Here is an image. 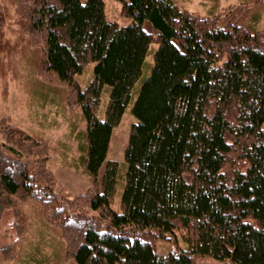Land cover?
<instances>
[{
	"label": "trees",
	"instance_id": "1",
	"mask_svg": "<svg viewBox=\"0 0 264 264\" xmlns=\"http://www.w3.org/2000/svg\"><path fill=\"white\" fill-rule=\"evenodd\" d=\"M118 1L124 25L106 18L104 0H0L2 43L14 8L25 37L43 45L37 72L65 87L68 107L80 109L81 161L91 179L65 195L48 167V141L3 128L0 218L12 212L19 238V206L35 201L71 264H199L202 257L212 260L201 264H264V27L247 24L254 9L246 2L211 16L176 0ZM152 43V65L137 85ZM134 92L120 174L119 161L106 156ZM157 240L173 247L162 251ZM13 249L1 247L0 257Z\"/></svg>",
	"mask_w": 264,
	"mask_h": 264
},
{
	"label": "rangeland",
	"instance_id": "2",
	"mask_svg": "<svg viewBox=\"0 0 264 264\" xmlns=\"http://www.w3.org/2000/svg\"><path fill=\"white\" fill-rule=\"evenodd\" d=\"M176 1L182 8L199 15L211 16L228 6L246 2L254 9L246 19L247 24L253 28L264 27V0H260L257 6H254L253 0ZM104 12L107 19L114 20L120 25L129 21L121 14V4L118 0H104ZM17 21L18 17H15L12 8L1 27V36L7 39L8 44L2 43L0 38V49L2 48L0 53H4L0 55V144L2 129L8 127H11L15 135L31 134L46 139L49 145L47 161L53 182L65 195H73L83 191L91 181L84 172L81 161L84 154L82 147L85 121L80 109L70 108L66 104L67 89L45 79L37 72L43 45L32 41L31 37H25L23 26ZM144 27L154 31L147 22H144ZM156 46L155 43L149 45L137 85L149 72L152 65L151 54ZM93 66L94 63L88 64L79 76L82 84L91 78ZM107 96V90H102L98 111L100 116L103 114ZM134 97L135 92L119 124L111 132L106 156L107 159L119 161L120 174L124 171L123 152L129 128L136 120L131 113ZM102 171L103 169L99 176ZM120 185L119 180L113 202L116 209ZM19 208L24 216V230L19 238L13 226L12 212L6 210L1 215L0 248L14 243V249L9 258L0 257V264H71L66 261L65 256L63 257L66 243L61 239L57 228L45 220L40 205L35 201H26ZM174 235L177 243L185 246L181 239V231L174 230ZM155 245L162 251L173 247L170 240H157ZM211 260L210 257H202L196 261L201 264Z\"/></svg>",
	"mask_w": 264,
	"mask_h": 264
}]
</instances>
